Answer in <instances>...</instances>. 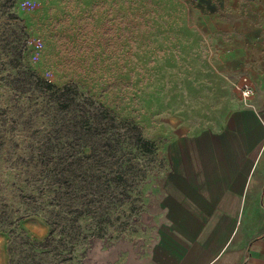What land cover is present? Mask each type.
Masks as SVG:
<instances>
[{"label":"rangeland","instance_id":"1","mask_svg":"<svg viewBox=\"0 0 264 264\" xmlns=\"http://www.w3.org/2000/svg\"><path fill=\"white\" fill-rule=\"evenodd\" d=\"M263 93L264 0H0V264L134 252L174 139Z\"/></svg>","mask_w":264,"mask_h":264},{"label":"crops","instance_id":"2","mask_svg":"<svg viewBox=\"0 0 264 264\" xmlns=\"http://www.w3.org/2000/svg\"><path fill=\"white\" fill-rule=\"evenodd\" d=\"M173 147L149 226L115 264H264V93Z\"/></svg>","mask_w":264,"mask_h":264},{"label":"trees","instance_id":"3","mask_svg":"<svg viewBox=\"0 0 264 264\" xmlns=\"http://www.w3.org/2000/svg\"><path fill=\"white\" fill-rule=\"evenodd\" d=\"M44 86L48 90L55 88L54 87L55 85H53L50 82H46ZM70 89H71V86H69V85H65V86L61 87L58 89L60 92L58 95H60V96H61V94L67 95L69 93ZM70 104H71V102H68V106H70ZM138 141H140L142 144H144V148H146L148 151H152L155 149V143L151 140L145 139L142 135H139ZM21 218L22 217L14 219L11 217L10 219H7V222L10 224V228H11L9 232H11V233L15 232L16 224H17L18 220H20ZM74 223L75 222L73 220L70 221L72 228H74ZM0 230H6V229L3 227H0ZM70 239H71V237H70ZM70 239H69L70 245L67 249L69 252L73 251V249H74V243H73L72 239L71 240Z\"/></svg>","mask_w":264,"mask_h":264},{"label":"built area","instance_id":"4","mask_svg":"<svg viewBox=\"0 0 264 264\" xmlns=\"http://www.w3.org/2000/svg\"><path fill=\"white\" fill-rule=\"evenodd\" d=\"M235 86L244 99L250 98L254 94V88L247 76L240 77Z\"/></svg>","mask_w":264,"mask_h":264}]
</instances>
